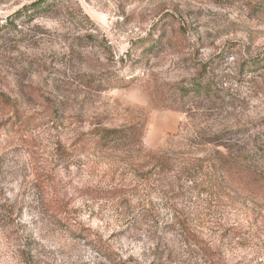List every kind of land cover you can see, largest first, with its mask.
Instances as JSON below:
<instances>
[{"label":"rangeland","instance_id":"rangeland-1","mask_svg":"<svg viewBox=\"0 0 264 264\" xmlns=\"http://www.w3.org/2000/svg\"><path fill=\"white\" fill-rule=\"evenodd\" d=\"M32 1L0 0V264H264V0L11 16ZM202 68L214 94L179 99ZM98 122L140 123L142 142L75 150ZM227 152L244 162L215 171Z\"/></svg>","mask_w":264,"mask_h":264},{"label":"trees","instance_id":"trees-1","mask_svg":"<svg viewBox=\"0 0 264 264\" xmlns=\"http://www.w3.org/2000/svg\"><path fill=\"white\" fill-rule=\"evenodd\" d=\"M57 1L61 0H34L30 2L28 5H24L17 11H15L11 16L20 17L21 15L27 18L28 20H33L38 16L46 14L48 11L52 9L53 6L57 5ZM11 16L5 19L4 26L10 24ZM171 19H168L166 22L163 23V20L160 23L155 24L153 32L157 30L162 36H164V28L166 25L173 23V16H170ZM82 20V18H80ZM2 27V25L0 26ZM184 32V29H182ZM158 36V37H159ZM152 38L151 46L159 47L161 46V38ZM142 40H139L141 42ZM195 77L190 78L187 81L182 83H178L175 94L179 96V99L185 98L187 96H192L195 98L199 97H208L214 94L212 82L205 78V68L201 69ZM182 103L179 101V104ZM183 111V109H179ZM144 135V127L140 123H131L127 125H120V126H109L105 125L101 122L93 124L90 128L85 130L84 132L80 133L77 139L73 142V147L78 152H108L114 150H120L123 148H131L141 144L142 138ZM192 135V136H191ZM189 139L193 138L195 135L191 134ZM244 160L241 157H233L230 152L222 153L221 156L215 159L214 169L215 171L220 170L222 171L226 167H230L234 164L241 165ZM71 218L66 216L64 219V224H70ZM85 227L82 225H78L77 228L73 231L79 238H84L86 236ZM190 240L193 244H195L201 252L213 259L212 251L202 243V240L196 236L195 234H190ZM106 255H109V252H105ZM218 264V263H215Z\"/></svg>","mask_w":264,"mask_h":264}]
</instances>
